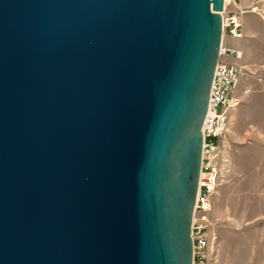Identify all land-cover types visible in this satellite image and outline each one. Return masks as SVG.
Instances as JSON below:
<instances>
[{
  "label": "water",
  "instance_id": "1",
  "mask_svg": "<svg viewBox=\"0 0 264 264\" xmlns=\"http://www.w3.org/2000/svg\"><path fill=\"white\" fill-rule=\"evenodd\" d=\"M223 0H0V264H192Z\"/></svg>",
  "mask_w": 264,
  "mask_h": 264
},
{
  "label": "rangeland",
  "instance_id": "2",
  "mask_svg": "<svg viewBox=\"0 0 264 264\" xmlns=\"http://www.w3.org/2000/svg\"><path fill=\"white\" fill-rule=\"evenodd\" d=\"M240 103L229 113L207 213L205 264H264V0H240Z\"/></svg>",
  "mask_w": 264,
  "mask_h": 264
},
{
  "label": "built area",
  "instance_id": "3",
  "mask_svg": "<svg viewBox=\"0 0 264 264\" xmlns=\"http://www.w3.org/2000/svg\"><path fill=\"white\" fill-rule=\"evenodd\" d=\"M245 13L247 9L240 0H223L219 13L222 28L220 48L209 88L208 108L201 126L200 175L190 227L192 264H205L209 244L206 215L216 185L220 140L230 111L239 105L241 96L247 94V90L237 91L243 68L239 62L241 52L232 46L243 38L242 18Z\"/></svg>",
  "mask_w": 264,
  "mask_h": 264
},
{
  "label": "bare ground",
  "instance_id": "4",
  "mask_svg": "<svg viewBox=\"0 0 264 264\" xmlns=\"http://www.w3.org/2000/svg\"><path fill=\"white\" fill-rule=\"evenodd\" d=\"M199 181V180H198Z\"/></svg>",
  "mask_w": 264,
  "mask_h": 264
}]
</instances>
